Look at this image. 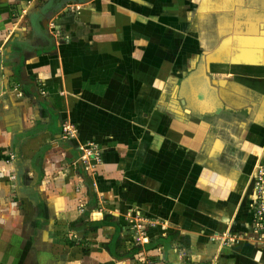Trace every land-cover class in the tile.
<instances>
[{
    "label": "crops",
    "instance_id": "obj_1",
    "mask_svg": "<svg viewBox=\"0 0 264 264\" xmlns=\"http://www.w3.org/2000/svg\"><path fill=\"white\" fill-rule=\"evenodd\" d=\"M260 164L264 0H0V264H53L57 232L24 222L78 205L112 223V264L135 213L152 264H264Z\"/></svg>",
    "mask_w": 264,
    "mask_h": 264
},
{
    "label": "rangeland",
    "instance_id": "obj_2",
    "mask_svg": "<svg viewBox=\"0 0 264 264\" xmlns=\"http://www.w3.org/2000/svg\"><path fill=\"white\" fill-rule=\"evenodd\" d=\"M5 174V176L10 173V176H6L10 184H15L18 180L16 177V173L14 170H5L1 171ZM98 170H83L82 178L87 185L88 183L92 182H99L103 178V175H97ZM73 178L76 179V177L79 178L78 175L74 173L71 174ZM45 181L50 182L52 178H49L45 176ZM18 193L14 192L12 193V197H18L16 196ZM81 204V203H80ZM101 208V207H100ZM83 206H77L76 210L70 209L66 212V216L64 219L60 218L59 215L53 214L51 217L50 211H45L42 207H37V216H35L34 222L32 224H29L28 222H24V225H29L30 227H33L36 231L46 230L55 233V236L58 235L57 239L55 240L57 243L53 247L54 250L58 249L57 252L50 253L49 257L53 260V264H64L65 260H67L68 264H112V228H109L112 226V223H109L108 220L104 219V216L100 214H90L88 215V219L86 220V224H84L82 218H80L81 214L86 212V209L83 210ZM102 211L104 210V206H102ZM41 211V212H40ZM120 211V210H119ZM13 212V211H12ZM130 212V211H129ZM24 213V212H23ZM45 214L47 215L45 217ZM136 214V221L134 215L132 217H129L126 220V223H120V226H128V228L131 229L130 236H135L129 238L126 243H130V250L131 254L130 256H127L130 258V262H133L134 264H152L153 257L151 250L159 249V246H153L159 243V236L157 234L152 233V235L144 236V232L146 231V225L140 222V214ZM26 220L28 218L27 215H23ZM59 216V217H58ZM128 217V216H127ZM2 217H0L1 220ZM13 218V217H12ZM10 219L13 223V225L21 226L22 222L18 220L16 217L14 219ZM22 218V219H23ZM49 220H52L51 223H49ZM5 224V223H4ZM122 224V225H121ZM9 225V224H5ZM154 223H149L148 226L150 229L154 228ZM252 220L251 224L249 225L250 233H252ZM236 228V227H235ZM83 229V230H82ZM237 229V228H236ZM81 230V231H80ZM114 231V230H113ZM140 231V232H139ZM143 231V232H142ZM57 232V235H56ZM247 232V233H248ZM37 233V232H36ZM132 234V235H131ZM245 233L236 234V232H231L228 235L225 234L221 238H214L211 241L213 242H220V244H223L224 242H230V239H233L232 242L239 240L244 236ZM64 236V237H63ZM72 236L75 238V240H70ZM142 236L145 237V239L142 238ZM228 236V237H227ZM68 242H67V239ZM149 239V241H146V239ZM223 239V240H222ZM259 239V238H257ZM59 241V242H58ZM176 247H178L177 243L173 242ZM61 245V246H59ZM228 245V244H227ZM59 246V247H58ZM154 248H153V247ZM62 247V248H61ZM175 247V248H176ZM61 249V250H60ZM68 249V251L66 250ZM78 251H75V250ZM63 250V251H62ZM74 250V251H73ZM97 250L100 254H95L94 251ZM183 253V258L188 257V252H186L185 248L180 249ZM38 253L35 257V260H37L38 263L45 264L46 261L45 258L40 257V250H37ZM87 253V254H86ZM28 256H26L27 258ZM126 257V256H125ZM29 257L27 258V260ZM123 259V256L121 255H114L113 260H120ZM21 264V263H20Z\"/></svg>",
    "mask_w": 264,
    "mask_h": 264
},
{
    "label": "built area",
    "instance_id": "obj_3",
    "mask_svg": "<svg viewBox=\"0 0 264 264\" xmlns=\"http://www.w3.org/2000/svg\"><path fill=\"white\" fill-rule=\"evenodd\" d=\"M65 139L72 138L75 128L72 125L63 127ZM253 192V218L252 233L260 238H264V165L260 164L254 173ZM233 239H230L232 241Z\"/></svg>",
    "mask_w": 264,
    "mask_h": 264
}]
</instances>
